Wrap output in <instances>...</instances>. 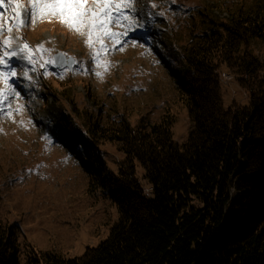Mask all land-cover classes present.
Returning <instances> with one entry per match:
<instances>
[{
    "label": "rangeland",
    "instance_id": "obj_1",
    "mask_svg": "<svg viewBox=\"0 0 264 264\" xmlns=\"http://www.w3.org/2000/svg\"><path fill=\"white\" fill-rule=\"evenodd\" d=\"M241 10L264 18V0H0V223L15 227L23 248L74 258L107 239L119 209L55 134L123 121L150 127L169 113L184 143L193 123L166 67L169 49L183 54L213 19ZM251 43L264 60V41ZM58 53L72 67H57ZM223 71L225 108L246 105ZM62 112L72 129L59 128ZM101 149L117 173L121 145L102 140ZM138 175L145 184L140 166ZM244 196L234 191L233 202ZM238 220L255 222L233 209L217 236Z\"/></svg>",
    "mask_w": 264,
    "mask_h": 264
},
{
    "label": "trees",
    "instance_id": "obj_2",
    "mask_svg": "<svg viewBox=\"0 0 264 264\" xmlns=\"http://www.w3.org/2000/svg\"><path fill=\"white\" fill-rule=\"evenodd\" d=\"M253 39L264 41V18L241 10L213 19L183 54L169 49L164 64L193 123L184 143L174 139L169 113L150 127L123 121L55 134L91 174V186L116 204L119 219L107 239L74 258L23 248L15 227L0 223V264H264V60L253 53ZM223 70L236 77L246 105L225 108ZM58 121L72 129L70 115ZM102 140L126 155L117 173ZM234 191H244L243 200L233 202ZM233 209L255 222L234 221L227 237L217 236Z\"/></svg>",
    "mask_w": 264,
    "mask_h": 264
},
{
    "label": "water",
    "instance_id": "obj_3",
    "mask_svg": "<svg viewBox=\"0 0 264 264\" xmlns=\"http://www.w3.org/2000/svg\"><path fill=\"white\" fill-rule=\"evenodd\" d=\"M55 63L57 67H67L68 65L72 67L74 63V59L73 58L67 59L64 53H58L55 55ZM220 231H222V229Z\"/></svg>",
    "mask_w": 264,
    "mask_h": 264
},
{
    "label": "built area",
    "instance_id": "obj_4",
    "mask_svg": "<svg viewBox=\"0 0 264 264\" xmlns=\"http://www.w3.org/2000/svg\"><path fill=\"white\" fill-rule=\"evenodd\" d=\"M235 80V76L233 75V74H228V79H227V81L228 82H232V81H234Z\"/></svg>",
    "mask_w": 264,
    "mask_h": 264
}]
</instances>
